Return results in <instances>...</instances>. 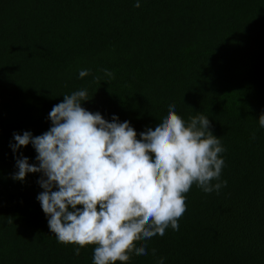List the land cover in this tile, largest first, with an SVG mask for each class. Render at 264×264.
<instances>
[{
	"label": "trees",
	"instance_id": "trees-1",
	"mask_svg": "<svg viewBox=\"0 0 264 264\" xmlns=\"http://www.w3.org/2000/svg\"><path fill=\"white\" fill-rule=\"evenodd\" d=\"M135 3L0 0V264H93L95 245L75 255L78 245L50 232L36 199L41 173L14 180L9 146L13 132H46L52 107L81 89L82 107L129 121L138 139L175 105L186 124L208 117L226 149V186L193 184L179 230L137 241L148 255L116 264H264V0ZM21 153L38 163L31 144Z\"/></svg>",
	"mask_w": 264,
	"mask_h": 264
},
{
	"label": "clouds",
	"instance_id": "clouds-1",
	"mask_svg": "<svg viewBox=\"0 0 264 264\" xmlns=\"http://www.w3.org/2000/svg\"><path fill=\"white\" fill-rule=\"evenodd\" d=\"M140 6L136 0L134 7ZM89 74L88 69L78 73L80 78ZM89 98L84 89L64 95L41 135L13 132L9 146L18 170L12 178L23 181L28 173H41L37 183L43 191L36 199L58 243L78 245L75 255L95 245L93 264H116L128 261L130 253L148 255L147 244L137 247V241L163 236L169 226L179 230L184 194L193 184L205 193L226 186L220 181L225 163L220 154L226 149L204 115L186 124L170 105L154 130L140 132L138 139L129 121L116 115L109 121L82 107ZM258 118L264 128V113ZM29 144L38 163L30 164L22 153L15 156ZM151 252L156 255V249Z\"/></svg>",
	"mask_w": 264,
	"mask_h": 264
}]
</instances>
